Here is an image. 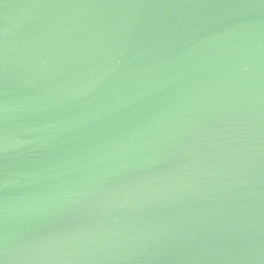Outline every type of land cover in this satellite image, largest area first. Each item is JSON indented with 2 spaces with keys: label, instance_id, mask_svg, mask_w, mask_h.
<instances>
[{
  "label": "water",
  "instance_id": "obj_1",
  "mask_svg": "<svg viewBox=\"0 0 264 264\" xmlns=\"http://www.w3.org/2000/svg\"><path fill=\"white\" fill-rule=\"evenodd\" d=\"M0 264H264V0H0Z\"/></svg>",
  "mask_w": 264,
  "mask_h": 264
}]
</instances>
